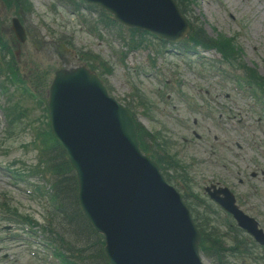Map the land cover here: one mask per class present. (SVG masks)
<instances>
[{
	"label": "rangeland",
	"instance_id": "obj_1",
	"mask_svg": "<svg viewBox=\"0 0 264 264\" xmlns=\"http://www.w3.org/2000/svg\"><path fill=\"white\" fill-rule=\"evenodd\" d=\"M76 1L30 0L33 13L25 17V20L39 31L38 39L42 38L46 42L52 39L66 41L72 46V51L87 57L95 55L106 62L112 69V74L106 77V81L112 89L113 96L129 105L137 120L149 132H160L166 137L173 150L172 153L178 156L188 170L190 182L187 183L179 178H171L170 176L176 175L173 171H170L171 173L168 171L167 174L171 183L187 194V199H191L192 196L188 184L192 185L193 192L207 198L201 189L210 182H218L220 186L231 190L240 209L255 218L264 230V177L261 175V172H264V119H258V114L253 109L250 111L247 108L249 100L233 91L230 78L223 82L216 77L206 75H203L202 79L197 78L192 71L188 70L186 63L175 56V50L171 45L167 44L165 48H162L163 53L155 57L153 51L158 50V43L151 37H142L141 40L144 43L139 49H135L132 48L128 32L121 31L115 26H109L108 31L98 29L101 39L88 34L78 26L70 7V4ZM193 2L196 7L188 8L191 13L189 20L195 23V19H198L201 26L198 28L209 37L219 38L224 35L234 37L236 44L243 51L245 65L253 67L264 77V0H193ZM80 14L91 25L97 26V22H100V19L97 20V13L89 14L87 10H82ZM13 16V13L2 11L1 30L7 39L14 38L9 29ZM152 44L153 47H151ZM10 45L13 51L17 50V45L11 43ZM194 49L201 57L220 60L213 51L203 53L200 49ZM19 50L21 51L19 57L15 58L14 62L20 74L28 80L35 74L41 77L42 84L36 90L40 97L48 99L50 81L54 72L61 67L54 49L47 43L38 52L35 49L34 39H30ZM194 59L195 57L192 58L193 61ZM71 63L78 64L74 60H71ZM220 66L222 69L229 70L224 63H220ZM156 71L162 72L159 80L155 77ZM230 77L234 79L233 76ZM165 80H172V83L181 89L184 95L192 98L197 104H209L215 112L207 116L191 114L175 96L170 94L172 102L169 105L165 104V101L158 98L155 91L159 82L163 83ZM0 82L5 81L2 78ZM133 92L136 93L134 96ZM15 99L18 100L17 97ZM21 99H23L22 96H20ZM212 100L221 102L225 107L219 103L217 109V105L212 103ZM23 103L29 112L28 119L22 120V124L17 126L13 136L8 138L0 129V165L3 168L15 162L17 168H22L24 165L34 166L37 163V152L30 144L33 141V135L29 125L43 126L45 121L43 117L46 113L29 98H25ZM219 113L230 115L234 121H228L225 118L223 128H217L211 115ZM169 114H173L172 119L169 118ZM207 117L209 119H206ZM231 123L239 124L240 133L230 128ZM193 131L200 135L201 140L197 141L198 144H205L206 149L212 148L217 155L210 156L197 146H182L180 139L194 138ZM255 142L261 146V153L256 151ZM252 173H257V178H251ZM39 178L41 177H37L40 181ZM39 181L32 179L30 183L40 184ZM49 182L51 178L49 181L46 180L44 185L49 187ZM4 183H8V179L0 173V193L6 195L3 202L0 199V204L8 203L11 208L17 209L19 214L33 215L40 220L44 210L39 201H34L27 195H21L18 189ZM72 208L68 209V214L72 213ZM197 212L203 223H205L203 218H206V224H204L206 230H209L208 225L212 222L217 225L221 235L234 234L230 230L232 228L230 224H234L233 221L228 220L221 210L215 213L217 220L209 214V211L205 213L198 210ZM52 220L54 225H57V221H61L55 216ZM60 225L56 232L59 234L57 241L61 246L64 247L66 241L67 248H71L77 244V241L82 240V236L75 233L77 227L80 228L79 219L70 222L65 218ZM0 242L16 259L10 264H41L38 259H33L28 256V253L23 252L24 246L17 247V243L7 240V233H0ZM227 245L228 241L225 246ZM202 258L204 264H218L205 255ZM226 263L250 264L248 260L238 257H228L223 264Z\"/></svg>",
	"mask_w": 264,
	"mask_h": 264
},
{
	"label": "water",
	"instance_id": "obj_2",
	"mask_svg": "<svg viewBox=\"0 0 264 264\" xmlns=\"http://www.w3.org/2000/svg\"><path fill=\"white\" fill-rule=\"evenodd\" d=\"M91 1L101 3L125 24L149 28L172 40H179L188 32L172 0ZM56 75L50 103L53 131L77 171L80 200L86 214L106 236L105 250L111 264H200L196 249L198 233L188 212L170 190L162 191L154 165L140 157L130 120L106 99L102 89L83 69L61 71ZM72 81L77 84L74 98L69 91ZM56 101L58 104L54 105ZM57 113H61L64 128L59 127ZM70 135L79 141L81 147L72 143ZM91 141L97 145H92ZM97 153L107 162L105 172L101 171L100 165L89 162V156ZM134 165L147 174L144 176L147 183L143 180L133 183L131 189L122 195L117 191L116 183L123 177L122 171L132 169ZM151 187L157 188L161 196L150 197ZM167 195L174 197V201H170ZM223 206L241 227L264 243L257 224L239 212L233 201ZM103 216L105 220L101 222ZM180 219L186 222V227L178 228ZM178 230H183L186 235L184 242ZM116 231L125 232L135 242L132 254L119 245L114 246Z\"/></svg>",
	"mask_w": 264,
	"mask_h": 264
},
{
	"label": "bare ground",
	"instance_id": "obj_3",
	"mask_svg": "<svg viewBox=\"0 0 264 264\" xmlns=\"http://www.w3.org/2000/svg\"><path fill=\"white\" fill-rule=\"evenodd\" d=\"M76 89H77V84L72 81L71 87L69 89V91L71 92L72 98H74V91ZM56 104H58L57 101L54 103V105H56ZM57 115H58L59 127L60 128L61 127L64 128L65 127V124H64V121L62 119L61 113H57ZM73 135H70V138L69 139L72 141L73 144L80 146L79 145L80 144L79 141L77 139H75ZM91 144L92 145H97V144L93 143V141H91ZM105 156L107 157V154ZM115 158H116V154H115ZM89 162L90 163H96L97 165H100L101 166V171H103V172L106 171V166H107L106 163L107 162L105 161L104 156H102L101 154H98L97 153V154L90 155L89 156ZM108 162H109L108 165L110 166L111 165V162L110 161H108ZM83 169L86 170V166L85 165H83ZM144 172H146V171H144ZM122 175H123V177H121V180L116 183L117 191L120 194H122V195L124 193H126L129 189H131V186H132L133 183H137L140 180H143L144 182H146L145 179H144V176H147V174H144L135 165H134V167L132 169H128L127 170L125 168L122 171ZM83 178H84V176H83ZM149 187H150V185H149ZM150 191L152 192V193L150 192V197H154V195L159 196V197L161 196V194L159 193L158 189L155 188V187H151L150 188ZM88 194H89V192H88ZM167 197H168V199L170 201H174V197H169V196H167ZM168 209L171 210L172 207H168ZM104 220H105V217L104 216L100 218V221L101 222H103ZM177 226H178V228L186 227V222L183 219H180V222L178 223ZM115 230H118V228H115ZM178 232H179V237H180L181 241L184 242L186 235L184 234L183 230L182 231L178 230ZM133 236H136V234L133 233ZM113 238H114L113 239L114 246L119 245L124 250H126L129 254H132L133 253L134 249L132 248V245L135 242H133L125 232L116 231V232H114Z\"/></svg>",
	"mask_w": 264,
	"mask_h": 264
},
{
	"label": "trees",
	"instance_id": "obj_4",
	"mask_svg": "<svg viewBox=\"0 0 264 264\" xmlns=\"http://www.w3.org/2000/svg\"><path fill=\"white\" fill-rule=\"evenodd\" d=\"M3 1H5L6 3H11V0H3ZM176 1L179 4V6L181 7V10L183 11V13L186 14L187 12L185 11L184 7H186L187 4H190V0H176ZM192 30H193V33H192L191 41H193L196 44H198V41H201L203 43L211 42V43H213V45L218 50H220L223 53V55H226V53L224 52V49H225L224 44H225V40H227L226 38L220 36L219 38L216 37V38L212 39V38L207 37L202 32V30H200V29H197V28L193 27ZM227 47H230V42H227ZM55 146H56V149L59 150V152L61 153V155L63 157L64 156L63 152L60 150L59 146L57 144H55ZM65 163H66V161H65ZM66 165H67V163H66ZM52 168L56 172V174L58 175V173H57V171H58L57 164L55 162L52 164ZM67 168H69L68 165H67ZM59 182L60 183H65V178L62 177L59 180ZM72 184L74 186V182L73 181H72ZM82 219L84 220V224L88 227L89 231L94 235V232L89 227L88 223L85 221L84 218H82ZM195 222H196L197 226H199V221H197L195 219ZM202 233L204 234L203 231H202ZM203 240H204V243L206 244V246H209V250L210 251L213 250V252L217 256H219V259H221V257L223 256V252L225 251L223 249V241L224 240L222 239V237L221 238H217V237H213V234H211V233H206L205 234V238ZM235 245H236V243L234 242V244L232 245V247H231V249L229 251H231L233 253H236V248H237L238 245H236V246ZM88 259L91 262V257H88ZM101 264H107L102 252H101Z\"/></svg>",
	"mask_w": 264,
	"mask_h": 264
}]
</instances>
